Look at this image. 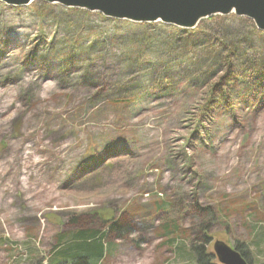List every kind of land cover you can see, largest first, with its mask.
I'll list each match as a JSON object with an SVG mask.
<instances>
[{
	"label": "rangeland",
	"instance_id": "1",
	"mask_svg": "<svg viewBox=\"0 0 264 264\" xmlns=\"http://www.w3.org/2000/svg\"><path fill=\"white\" fill-rule=\"evenodd\" d=\"M119 220L96 264H199L217 240L264 264V30L0 2V264H61V237Z\"/></svg>",
	"mask_w": 264,
	"mask_h": 264
},
{
	"label": "water",
	"instance_id": "2",
	"mask_svg": "<svg viewBox=\"0 0 264 264\" xmlns=\"http://www.w3.org/2000/svg\"><path fill=\"white\" fill-rule=\"evenodd\" d=\"M33 0H0L11 6H24ZM66 7L98 11L106 16L133 22H163L194 28L202 19L235 13L251 18L264 30V0H45ZM214 254L219 264H249L228 243L217 240Z\"/></svg>",
	"mask_w": 264,
	"mask_h": 264
},
{
	"label": "trees",
	"instance_id": "3",
	"mask_svg": "<svg viewBox=\"0 0 264 264\" xmlns=\"http://www.w3.org/2000/svg\"><path fill=\"white\" fill-rule=\"evenodd\" d=\"M18 35V34H16ZM110 51V50H109ZM111 57L119 56L118 53L110 51ZM109 74H113L114 70L117 68L114 66L113 62L110 63ZM107 81H110L111 84H115L122 80L121 76H103ZM39 74L31 73L27 76L25 83L34 82L38 84ZM103 80L101 81V83ZM95 84V82L93 83ZM131 229L130 225L124 223V221H117L112 223L109 228V232L103 233L99 230H94L90 228H81L78 227L76 230L72 231L67 235V237H61L58 246L55 250L57 260L61 264H96V262L103 258L105 252V247L108 243L105 242L109 233H115L116 236L122 238L124 234ZM234 248L245 258L249 263L248 250L242 243L235 244ZM199 264H217L214 262L215 256L212 253H207L203 250L198 251ZM62 261V262H60Z\"/></svg>",
	"mask_w": 264,
	"mask_h": 264
}]
</instances>
